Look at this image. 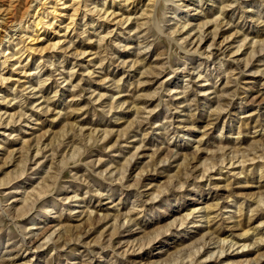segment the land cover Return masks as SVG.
<instances>
[{"label": "rangeland", "instance_id": "rangeland-1", "mask_svg": "<svg viewBox=\"0 0 264 264\" xmlns=\"http://www.w3.org/2000/svg\"><path fill=\"white\" fill-rule=\"evenodd\" d=\"M0 264H264V0H0Z\"/></svg>", "mask_w": 264, "mask_h": 264}, {"label": "bare ground", "instance_id": "bare-ground-1", "mask_svg": "<svg viewBox=\"0 0 264 264\" xmlns=\"http://www.w3.org/2000/svg\"><path fill=\"white\" fill-rule=\"evenodd\" d=\"M2 3V2H1ZM2 24V23H1Z\"/></svg>", "mask_w": 264, "mask_h": 264}]
</instances>
